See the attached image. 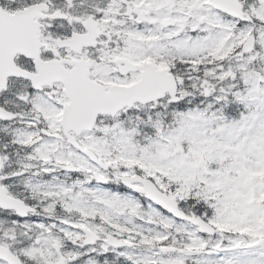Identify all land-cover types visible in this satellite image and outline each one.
<instances>
[{
  "label": "snow or ice",
  "instance_id": "6c2138e0",
  "mask_svg": "<svg viewBox=\"0 0 264 264\" xmlns=\"http://www.w3.org/2000/svg\"><path fill=\"white\" fill-rule=\"evenodd\" d=\"M0 264H264V0H0Z\"/></svg>",
  "mask_w": 264,
  "mask_h": 264
}]
</instances>
